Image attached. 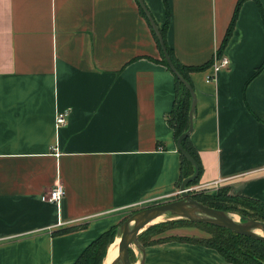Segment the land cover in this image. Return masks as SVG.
I'll return each mask as SVG.
<instances>
[{
  "label": "crops",
  "instance_id": "0c3cea01",
  "mask_svg": "<svg viewBox=\"0 0 264 264\" xmlns=\"http://www.w3.org/2000/svg\"><path fill=\"white\" fill-rule=\"evenodd\" d=\"M166 41L184 64L212 61L237 0H167ZM158 25L165 0H145ZM221 54L190 72L197 183L264 200V0H242ZM138 0H0V264H70L122 211L179 189L167 113L175 74ZM67 109V121L55 115ZM61 180L59 204L41 194ZM144 264H247L169 239Z\"/></svg>",
  "mask_w": 264,
  "mask_h": 264
},
{
  "label": "trees",
  "instance_id": "16d2710c",
  "mask_svg": "<svg viewBox=\"0 0 264 264\" xmlns=\"http://www.w3.org/2000/svg\"><path fill=\"white\" fill-rule=\"evenodd\" d=\"M242 0H237L236 5L234 7L233 15L228 23V26L226 28V31L222 37V42L219 46L218 51L222 53L223 48L229 41V37L234 29L235 26V20L238 13V7L240 5ZM140 8L142 12L146 15L143 8L140 5ZM165 8L167 11V18L165 22L162 24L161 30L163 32V35L166 40V31L168 28V22L170 17V8L168 5V1L165 0ZM148 18V17H147ZM154 30V28H153ZM155 33V31H154ZM156 34V33H155ZM157 41L158 37L156 35ZM168 49L170 52V55L173 58V61L179 69L183 73V75L189 80V82L193 85L192 79L190 76V72L193 70H200L203 68L208 67V65L211 64V61L208 60L205 63L202 64H184L181 63L179 59H177L176 56H174L172 47L168 44ZM161 46V43H160ZM162 49V46H161ZM162 62H165L168 65V62L166 60V57L164 56L163 49H162ZM264 66V62L259 65L256 69L257 72ZM170 68V67H169ZM175 74V73H174ZM175 97H174V104L171 110L167 113L168 121L170 125L173 126L174 132L176 133V138L180 135L181 132H183L185 129H187L189 123H190V116H189V110L191 106V92L189 88L181 81V79L175 74ZM183 146H185L192 155L199 161L200 164V170L199 174L202 170V163L199 160L197 150L195 147L191 144L190 135L185 136L182 140ZM194 171V165L192 161H190L182 152H181V172H180V180H179V186L183 180V178L189 174H191ZM199 174L197 175V178L190 182V185L197 183L199 180ZM193 196L198 200L202 201L203 203L209 205V206H216L223 209H231L234 208L240 212L241 215H246L254 219H261L264 220V200L260 198H255L249 195H241L231 192L229 185H223L219 186L218 191L215 193V191L207 190L205 187H199L196 190L192 191ZM124 219V218H123ZM183 220H190L187 217H180V218H168L160 221H155L153 224L148 226L147 228L143 229L139 233V238L141 241L144 242V246L149 244H154V242H162V241H168L169 239H178L181 241L189 240L197 243H203L205 245L215 247L218 251H220L224 257L228 261L238 262V263H247V264H264V240L261 238H256L251 235L247 234H241L239 232L234 231L231 228H227L225 226L206 222V221H192V222H202L210 226V236H208L206 239H196V238H189V237H182V236H169L165 238H158V239H149L145 237V235L150 232V230L154 227H166L168 224L173 222H180ZM123 220H120L119 222L115 223L111 227H109L107 230L100 233L97 237L93 239L91 243H89L79 254V257L73 261L70 264H103L104 258L107 254V250L109 246L114 242L115 235L119 233L117 230L118 225ZM131 246L129 248V254L131 252ZM131 257V254H130ZM132 260V259H131ZM133 261V260H132Z\"/></svg>",
  "mask_w": 264,
  "mask_h": 264
},
{
  "label": "water",
  "instance_id": "95a60500",
  "mask_svg": "<svg viewBox=\"0 0 264 264\" xmlns=\"http://www.w3.org/2000/svg\"><path fill=\"white\" fill-rule=\"evenodd\" d=\"M144 12L146 13L151 26L161 43L164 56L168 62L170 69L181 79V81L189 88L191 92V106L189 110L190 123L183 132L177 138V147L179 150L190 160L194 165V171L185 176L179 186L178 192L180 196L169 198L163 201H157L149 205L139 207L136 211L128 215L120 223V235L121 241L119 243L118 256L110 262V264H134L129 254L130 246L135 243L140 246L143 256L139 264L145 262V246L142 245L139 238V233L146 228L154 217L158 215H170L169 217H187L192 221H206L216 223L227 228H231L241 234L251 235L256 238L264 240V220L254 219L246 215L239 213V218L232 216L233 211L226 210L216 206H209L199 199L197 200L192 191L187 187L190 182L197 178L200 170L199 161L192 155V153L183 146L182 140L185 136L190 135L194 128L195 122V108H196V90L195 87L189 82V80L183 75L179 69H177L172 56L170 55L167 41L163 35L161 27L158 25L153 13L150 11L145 0H138ZM237 214V213H236ZM261 229L262 232H257Z\"/></svg>",
  "mask_w": 264,
  "mask_h": 264
},
{
  "label": "rangeland",
  "instance_id": "374dc122",
  "mask_svg": "<svg viewBox=\"0 0 264 264\" xmlns=\"http://www.w3.org/2000/svg\"><path fill=\"white\" fill-rule=\"evenodd\" d=\"M219 186L218 187H214L212 190L210 191H215V193L218 191ZM180 196V192L176 191V193L173 196H167V198H163L160 199L159 201H163V200H167L169 198H174V197H178ZM154 203V202H152ZM152 203H140L137 206H132L130 208H126V210L122 211V215L120 220H123V218H126L128 215H130L131 213H133L134 211H136L139 207L145 206V205H149ZM230 211H233L234 213H237L238 218H239V211L231 208L228 209ZM170 215H164L163 219H168V218H180V217H169ZM119 220V221H120ZM160 221V220H159ZM153 224V223H151ZM151 224H149L148 226H150ZM147 226V227H148ZM146 227V228H147ZM211 227L208 226L205 223L202 222H192L190 220H183L180 222H173L168 224L166 227H154L150 230V232H148L145 237H147L149 239H158V238H165V237H169V236H182V237H189V238H196V239H206L208 236H210V229ZM145 229V228H144ZM117 230L120 233V225H118ZM142 245H144V242L141 241ZM131 259L133 260L134 264H139L140 260L143 256L142 250L140 248V246H138L137 244L133 243L131 245Z\"/></svg>",
  "mask_w": 264,
  "mask_h": 264
},
{
  "label": "built area",
  "instance_id": "2783aa9c",
  "mask_svg": "<svg viewBox=\"0 0 264 264\" xmlns=\"http://www.w3.org/2000/svg\"><path fill=\"white\" fill-rule=\"evenodd\" d=\"M229 62L230 59L228 55H225L224 53L221 54L219 51L215 53V56L213 57L210 64L213 71L207 76V80L209 81L210 79H212L215 76V73L223 66L228 65ZM67 115H68L67 109H60L55 115L56 124L59 126V124L66 123ZM187 189L193 191L196 190L197 187L194 185H189ZM64 193H65L64 183L61 180H57V182L52 186V188L46 190V192H43L41 196L42 199L45 201L49 200L59 204L60 201L62 200V197L64 196L63 195Z\"/></svg>",
  "mask_w": 264,
  "mask_h": 264
},
{
  "label": "bare ground",
  "instance_id": "6f19581e",
  "mask_svg": "<svg viewBox=\"0 0 264 264\" xmlns=\"http://www.w3.org/2000/svg\"><path fill=\"white\" fill-rule=\"evenodd\" d=\"M232 216L234 218H238V215L236 213H232ZM163 219V215H158L156 217L153 218V220L150 223H153L155 221H159ZM257 232H262L261 229H259ZM115 240L114 242L109 246L108 250H107V254L104 258L103 264H110V262L112 260H114V258H116V256H118V249H119V243L121 241V235L120 233H117L115 235Z\"/></svg>",
  "mask_w": 264,
  "mask_h": 264
}]
</instances>
